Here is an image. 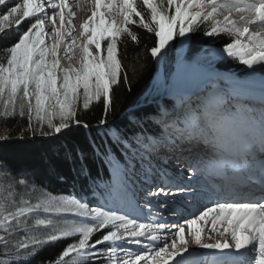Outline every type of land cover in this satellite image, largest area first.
Here are the masks:
<instances>
[{"label": "snow or ice", "instance_id": "1", "mask_svg": "<svg viewBox=\"0 0 264 264\" xmlns=\"http://www.w3.org/2000/svg\"><path fill=\"white\" fill-rule=\"evenodd\" d=\"M90 3L91 14L80 23L77 34L73 23L76 12L69 0H0V34L28 23L17 42L3 50L6 56L0 58V117L26 116L27 131L33 136H49L83 123L77 118L79 103L87 110L93 101L102 100L104 117L99 124L108 126L114 86L130 83L121 46L126 47V38L139 42L131 26L154 34V46L150 48L154 59L201 30L207 37L227 36L230 42L221 52L251 70L244 81L236 83L258 81L261 107L257 110L251 102L242 106L246 116L242 126L245 147L236 154L230 152L229 144L237 137L240 113L222 93L206 96L195 105L179 97L178 105H158L154 116L144 117L158 126L155 135L143 131L141 120H134L141 127L131 136L113 132V143L123 149V154L106 151L103 158L120 182L124 193L121 206L128 202L130 177L151 179L156 170L152 161L162 150L182 153L190 150L185 146L192 145L211 149V160L230 181L228 192L183 224L164 222L160 217L163 212L176 215L169 197L175 204L179 202L177 196L194 200L202 195L191 185L195 176L187 184L174 177L152 183L143 195L144 206L163 212H150L148 223L139 222L127 211L122 213L112 206V200L93 205L76 195L46 196L33 204L20 195L12 202L11 210L7 202L0 203V229L16 241L9 246L5 236H0L5 249L0 255L15 264L17 258L34 256L42 245L78 236L50 264H69V258L71 264L97 260L103 264H264V0ZM141 5L147 12L141 10ZM49 24L50 29L46 27ZM77 49L75 65L61 63L62 51L71 61ZM187 67V62H181L182 70ZM83 127L89 125L83 123ZM208 159V154L198 157L187 167L199 174L207 170ZM236 175L240 179L233 181ZM18 184L27 187L24 180ZM41 212L51 215L39 218ZM30 216L35 217L32 224L27 219ZM22 226L21 236H11ZM41 227L52 231L41 237L36 232ZM96 233L100 235L94 238ZM191 246L221 255L201 261L195 258Z\"/></svg>", "mask_w": 264, "mask_h": 264}, {"label": "trees", "instance_id": "2", "mask_svg": "<svg viewBox=\"0 0 264 264\" xmlns=\"http://www.w3.org/2000/svg\"><path fill=\"white\" fill-rule=\"evenodd\" d=\"M141 10L147 12V9H144L142 5ZM131 27L138 34L139 42L136 43L131 41L130 38H126V47L121 46V51L127 75L128 71L130 73L133 72L134 67H137V70L133 72V76H128L130 79L129 84L124 85L121 83L114 86L112 93L113 104L107 117L108 126L102 125L104 129L114 125L124 134L131 133L133 125L128 122L130 118L134 116L143 117L151 108L149 104L134 108L133 106L142 100L141 96L150 86L155 70L154 59L150 53V48L154 46V34L136 26ZM12 41H15V38H12ZM1 42L0 40V53L4 52L3 50L8 46V43L2 44ZM205 43L206 39L202 30L192 34L188 39L187 48L184 52V59L189 65L188 69L194 73L213 70L225 72L230 70L233 72L234 62L231 63V60L226 57L207 58L203 56V53L197 55ZM176 49L178 47L171 48L161 56L162 64L159 78L153 83L152 89H149L143 100L148 99L152 90L154 92L156 89L157 84L159 85V90L162 89V86L164 87L172 72V64L178 57ZM150 69L151 73L149 74L148 71ZM145 80H148L145 86H140V89L132 88L136 83L142 85ZM168 83L170 88L171 82ZM183 88L184 86L174 87L170 91H177ZM136 90L137 92H135ZM222 94L229 100V94L226 91H222ZM103 117L102 100L93 102L87 110L79 106L77 118L88 124L89 127H83V123L77 126H70V128L63 130L60 134L47 138L41 137L39 133L33 136L27 131L28 120L26 116L21 118L17 115L7 119L0 117V129L5 130L3 137H7V139H0V193L6 195L10 202L15 201L17 197L19 200V189L26 193L24 198L27 199L28 197L33 204L41 200L42 194L54 196L76 195L78 198H86L91 201L95 183L101 179L108 178V168L103 158V153L107 150L95 129L96 126H100L99 120ZM107 147L114 148L110 140L107 142ZM113 152L118 154L115 149ZM19 180L26 182L27 187L32 190L31 193L26 190L25 186L18 184ZM10 181H15L13 183V191L17 194L13 196L8 195L9 191L12 190H9L4 185L6 183L9 186ZM9 207L11 210L12 207ZM41 214L42 212L40 216ZM24 219L23 217L21 218L22 221ZM27 219L29 224H32L35 217L30 216ZM51 231L52 229H40L39 235H45ZM23 232L22 226L20 232H11L10 234L11 236L19 237ZM0 236H5L9 246L16 243L15 240L9 239V233H6L3 229H0ZM70 243L73 242L60 239L42 245L34 256L17 258L15 264H50ZM4 251V241H0V253ZM0 261H4V264H13V261L5 260L3 255H0Z\"/></svg>", "mask_w": 264, "mask_h": 264}, {"label": "rangeland", "instance_id": "3", "mask_svg": "<svg viewBox=\"0 0 264 264\" xmlns=\"http://www.w3.org/2000/svg\"><path fill=\"white\" fill-rule=\"evenodd\" d=\"M86 1H89V0H86ZM18 2H22V0H18ZM27 27H28V23H22V25L19 27V29H17L16 26H12L11 29L7 30L5 33L0 34V40L2 41L1 43L2 44H7L8 43V46L5 47V49L8 48V47H11L15 42H17L19 35L22 33L23 30H26ZM12 38H15V41H12ZM181 42L176 44V47H178V49H176L178 51V53H177V56L178 57H177V60L172 64V67H171V69H172V84H171V87L168 88V86H169V83L168 82H169V79H170L169 78L165 82V85H167V87H164V90L166 89L165 92H169L170 90H173V88L176 87V86L183 85V86H186L188 88L187 89L188 90L187 95H189V94H192V92L195 91V89L200 88L198 85L200 83L204 82L205 84H208V85H203V87L199 91L200 92V95H196L195 96L196 99H199L200 97L204 98L206 96H212V95H214L216 93H220L219 92V85L218 84L221 81H226L230 85V89L229 90L231 92L232 104L234 105V107L236 108V110L239 111V113H240V115H239V121L242 122V125H243V123H244V121L246 119V116H245V113L243 111H241V108L246 103V101L243 100V99H239L237 97H236L237 99L235 98V95H236L235 91H237V89L239 88V84H237L236 81H244L245 80V74L247 72H250L251 70L250 69L243 70V69L240 68V69L237 70V72H235L231 76H228L227 78L225 76L217 75V74L210 73V72H205V73L201 74L200 73L201 71H200V72L194 73L192 70H189L188 67L186 69H183L182 70L181 69V62H187V61H185V59L181 57V50L183 49V48L181 49ZM228 42H230V40L227 39L226 43H228ZM222 49H223V47L217 49L215 46H210V47L204 48V51L203 52L206 53V54H208V55H212V56H216V57H220L222 55H227L226 53H222L221 52ZM5 56H6V53L5 52H1L0 53V58H3ZM64 61L66 63H64ZM69 62H71L73 65H75L77 63V61H75V62L68 61L64 57H63V60L61 59V63L64 64L65 66ZM136 70H137V67H134L133 68V72H136ZM133 72L130 73V71H128V76H133L132 75ZM148 72L150 74L151 73V69ZM145 74H144V76H145ZM129 81H130V79H129ZM147 82H148V80L147 81L146 80L143 81V84L142 85H139L138 83H136L135 86L132 87V88H134V89H136V88L137 89H140L141 88L140 86H143V85L145 86L147 84ZM209 84H212L211 85V89L209 87ZM130 85H132V84H130ZM135 92H137V90ZM172 92H174V91H172ZM184 93L185 92L181 93L180 94V97L182 98L183 96H185L184 100H186V101L187 100L192 101L191 103L193 105H195L199 101V100H197V101L194 102L195 98L193 99V98H191V96H186V94H184ZM160 94H161V92H160ZM168 94H170V93L163 94L162 96H166ZM155 96L156 95H154V97ZM152 100H150V102H152ZM93 102H96V101H93ZM147 102H148V100H143V98H142V100H140L138 102V104L135 105V106H133V107H137V106L143 105V104H145ZM172 105H174V104H172ZM79 106H82V102L77 105L78 108H79ZM253 106L257 110L260 109V107H258V106H255V105H253ZM73 125H71V126H73ZM4 135H5V130L4 129H0V137H3ZM55 135L56 134L49 135V136H42L41 135V137L47 138V137L55 136ZM111 135L112 134H110L109 136H110V139L113 141L114 137H113V135L112 136ZM116 147L120 150V153L123 154V149L119 145H117ZM111 171H112V168H111ZM112 176L113 177L115 176V174L113 173V171H112ZM10 183L12 184L11 190L13 191L14 184H13L12 181H10ZM4 185H6L5 187L9 189L8 184L4 183ZM119 189H121V187H119ZM26 190L29 193H31V191H32L30 187H26ZM4 191H6V190H4ZM18 193H19V199H20V195H23V196L26 195V193L22 192V189H19V192ZM42 195H43V197H41V199L45 198L46 196H54V195H44V194H42ZM56 197H59V196H56ZM109 197L110 196L108 195L107 192H102V191L96 192L92 204L95 205L97 203H106L107 201H109ZM5 198H6V195H4L3 193H0V203H2V201L4 199V202L3 203L7 202L9 204V206L12 207V205H11L12 202L8 201V199L6 201ZM27 199H28V197H27ZM17 200H18V197H17V199L15 201H17ZM46 215H51V214H44V213H42L41 216H40V218H44ZM69 219H72V218L69 217ZM33 223H34V221H33ZM40 229H44V228L41 227V228H39V230H36V231H38L37 232L38 234H39ZM99 235H100V233H96L94 238L99 237ZM40 236L42 237L44 235L41 234ZM61 239H66L68 241L75 242L78 239V236H75V237H65V238H61ZM50 243H52V242H50ZM98 247H100V246H98ZM70 263H71V258H69V264ZM88 263H90V264H103V262L100 261V260H97V261H94V262L93 261H88L87 264Z\"/></svg>", "mask_w": 264, "mask_h": 264}, {"label": "bare ground", "instance_id": "4", "mask_svg": "<svg viewBox=\"0 0 264 264\" xmlns=\"http://www.w3.org/2000/svg\"><path fill=\"white\" fill-rule=\"evenodd\" d=\"M69 3L76 12V16L74 18L73 23L77 28V34H78V29H79L80 23H82V21L85 18H87L88 15L91 14V11L93 9V5L90 3V0L89 1H86V0H69ZM77 4L79 6H77ZM49 11H51V10H49ZM46 27L48 29H50L51 25L49 24ZM223 45H225V43ZM60 56H61V59L63 60V57H65V53L62 51L60 53ZM78 57H79V50L77 49L75 52V55L73 56L71 61H73V62L77 61ZM157 62H158V59H157ZM64 63H66V62L64 61ZM204 84H205L204 82L201 83V85H204ZM235 93H236L237 98L243 99L246 102H251L253 105L261 107L260 86H259L258 81L251 83L249 85L239 84V88L237 89V91H235ZM249 97L251 98L250 101H249ZM239 127H241V125H239ZM239 140H241L244 143L242 130L239 133H237L236 139L232 140L229 144V145H231L229 147V150L231 153L236 154V153H239L242 151L241 148L239 146H237V142ZM185 147H187V146H185ZM203 147H204V150H206V154H208V156H209V159L205 161V164L207 165L208 169L212 170L216 164L210 158L211 152L207 151V148L204 145H203ZM257 148H259V144H257ZM173 153L174 152H171L167 149H164V152H163V154H166V155L173 154ZM202 157H204V155ZM222 174H223L222 170L218 166L217 167V174L214 175V177H212V182H214L216 184L218 182V180L221 178ZM210 186L206 189L201 188L200 192L202 193V195L197 196L194 200H191L190 198L185 197V196L178 197L177 201H179V202L175 203V204H173V202H172V205H174V206H172V208H174V209L186 208L187 210L190 211L192 209L197 210L199 206H202V207L211 206L214 203V200L219 197V193L217 192V190H214ZM119 187H121V185H118V187L115 190L116 199H118V200L120 199V195L122 192V190L119 189ZM144 205L140 204V206H138V207L121 206L119 210L122 213L124 211H127L130 216L137 217L139 222L148 223L149 222V219H148L149 214L147 213L146 207ZM157 211H160V210H156V212ZM176 213L183 214L185 217H191L192 216V213H189V212L182 213L181 211H179V212L176 211ZM163 215L166 217V219L163 220L164 222H168V221L170 223L174 222L172 220H169V217L172 215H169L167 212H163ZM200 223L203 226V222H200ZM173 231H175V229H173ZM144 243H148V241L145 240ZM129 247H132L133 249L137 248V246H135V245H129ZM191 248L192 249H199L195 246H191ZM196 259H198V258H196Z\"/></svg>", "mask_w": 264, "mask_h": 264}, {"label": "clouds", "instance_id": "5", "mask_svg": "<svg viewBox=\"0 0 264 264\" xmlns=\"http://www.w3.org/2000/svg\"><path fill=\"white\" fill-rule=\"evenodd\" d=\"M222 35L218 36V37H207L205 36V39H206V43L202 46V48L198 51L197 55H199V53H203L204 55L203 56H206L207 58H222V57H226L228 59L231 60V63L234 62V67H233V72H231L230 70L225 72V71H217V70H213V71H201L200 73L203 74L205 72H210V73H214V74H217V75H221V76H231L232 74H234L235 72H237L238 69H247V68H244L243 65H240L239 62L237 60H233L232 58H229L227 57V55H222L220 57H216V56H212V55H208L206 53H204V48H207V47H210V46H215L216 48H222L224 47V43H226V39L224 37H221ZM187 44H188V40L186 41H182V51H181V57L184 58V55H185V49L187 48ZM154 59V58H153ZM154 67H155V70H154V82L150 83V86L146 89V91L143 93V95L141 96V98H144L146 96V94L148 93L149 89L151 88L152 89V85L153 83H155L158 78H159V73H160V68H161V64H162V60H161V57L158 58V62H157V59H154ZM170 78V79H169ZM169 82H171L172 84V72L170 73L169 77ZM207 83V82H206ZM204 85H208V84H204ZM212 84H209V87L211 86ZM219 90L221 88H226L227 86H229V84L226 82V81H221L219 82ZM183 85H179V86H176V87H181ZM200 88L203 87V85H201V83L198 85ZM169 88V87H168ZM164 89V87L162 86V89L159 90V87H158V84L156 85V89L152 90V93L149 95L148 97V102H150V100H152L154 102V99L157 97V94L159 92H161L162 90ZM183 93V92H179V94H177L176 96H179L180 97V94ZM154 95H156L154 97ZM175 96V97H176ZM188 96V95H186ZM185 97V96H183ZM182 97V98H183ZM181 98V97H180ZM181 98V99H182ZM188 98V97H187ZM184 99V98H183ZM153 102H150V103H153ZM134 108V107H133ZM73 126H77L76 124H74ZM116 127V126H115ZM65 130V129H64ZM63 131V130H62ZM53 137V136H51Z\"/></svg>", "mask_w": 264, "mask_h": 264}, {"label": "water", "instance_id": "6", "mask_svg": "<svg viewBox=\"0 0 264 264\" xmlns=\"http://www.w3.org/2000/svg\"><path fill=\"white\" fill-rule=\"evenodd\" d=\"M154 82V75L152 76L151 83Z\"/></svg>", "mask_w": 264, "mask_h": 264}]
</instances>
